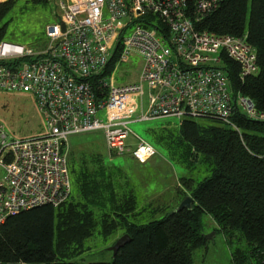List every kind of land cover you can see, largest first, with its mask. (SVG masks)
I'll list each match as a JSON object with an SVG mask.
<instances>
[{
	"label": "built area",
	"instance_id": "2783aa9c",
	"mask_svg": "<svg viewBox=\"0 0 264 264\" xmlns=\"http://www.w3.org/2000/svg\"><path fill=\"white\" fill-rule=\"evenodd\" d=\"M220 2L59 0L57 24L46 29L42 50L0 44V92L31 94L46 129L41 138L11 140L0 127V226L20 212L69 199L62 147L72 137L101 133L109 152L145 164L156 151L138 138L129 150L131 122L209 119L239 136L234 116L264 123V112L235 92L222 70L227 58L238 66L241 83L258 73L247 35L195 28ZM131 54L143 61L139 82L115 87L107 74ZM144 85L148 108L133 119Z\"/></svg>",
	"mask_w": 264,
	"mask_h": 264
},
{
	"label": "trees",
	"instance_id": "16d2710c",
	"mask_svg": "<svg viewBox=\"0 0 264 264\" xmlns=\"http://www.w3.org/2000/svg\"><path fill=\"white\" fill-rule=\"evenodd\" d=\"M14 1L0 2V44L6 29L2 21ZM195 28L216 36L247 35L258 73L241 83L238 66L227 58L222 70L234 91L264 112V0H221L219 8ZM233 121L240 136L222 125H199L190 119L175 124L177 142L171 158L199 176V180L179 179L183 187L179 203L192 199L190 211L173 213V208L159 221L131 224L128 218L139 214L135 191L126 188L122 193L102 169L100 175L92 174L71 163L74 181L64 204L20 212L0 226V264H73L70 261L83 253L94 234L108 239L120 228L130 241L111 263L100 264H193L194 252L207 243L202 234L204 216L213 221L226 243L242 245L230 254L231 264H264V123L241 115Z\"/></svg>",
	"mask_w": 264,
	"mask_h": 264
},
{
	"label": "rangeland",
	"instance_id": "374dc122",
	"mask_svg": "<svg viewBox=\"0 0 264 264\" xmlns=\"http://www.w3.org/2000/svg\"><path fill=\"white\" fill-rule=\"evenodd\" d=\"M58 1L42 4L31 0H15L12 9L2 21V24H6L2 43L42 50L47 45L46 29L57 24ZM152 24L159 25L157 17L152 18ZM116 66H113L111 72L107 74V78L109 74L112 77L115 87L139 82L143 67L141 57L131 54L125 61H117ZM148 98L149 91L144 85L142 97L136 99L138 108L133 119L147 111ZM97 118H102V112L98 113ZM193 121L199 125H221L212 120L193 119ZM176 123L177 121L172 119H161L129 124L131 135L126 141L129 150L133 151L136 148V138H138L156 151V156L145 164L135 162L128 155L116 156L109 152L101 133L70 138L66 148L62 147V150H66L67 153L69 181L71 183L74 181L72 175L74 166L85 167L92 174L98 171V175L102 169L116 189H122V193H126V188H132L135 191L139 214L134 218L129 217V223L139 226L159 221L165 211L177 208L180 204V191H183V187L179 179L194 177L199 180L197 171H187L171 158V153L175 151V142H177L174 137ZM0 127L11 140L36 139L46 134L43 119L35 107L34 97L27 93L0 92ZM100 165L104 168H100ZM73 194H75L74 183ZM158 210L162 213L154 215L153 211ZM201 222L202 234L209 239L205 246L194 252L193 264H231L230 254L242 245L235 241L232 245L226 243L224 237L215 231L210 219L206 216ZM124 233L125 229L120 228L108 239L94 234L86 241L83 253L70 262L73 264L111 263L113 255L108 252V249L124 236Z\"/></svg>",
	"mask_w": 264,
	"mask_h": 264
},
{
	"label": "water",
	"instance_id": "95a60500",
	"mask_svg": "<svg viewBox=\"0 0 264 264\" xmlns=\"http://www.w3.org/2000/svg\"><path fill=\"white\" fill-rule=\"evenodd\" d=\"M62 31H64V27H62ZM192 199L189 197H186L178 207L173 211V213L181 212L183 210L190 211L192 208ZM130 241V238L127 235L122 236L120 239H118L115 244L108 249V252H111L113 257L119 252L120 249H122L128 242Z\"/></svg>",
	"mask_w": 264,
	"mask_h": 264
},
{
	"label": "crops",
	"instance_id": "0c3cea01",
	"mask_svg": "<svg viewBox=\"0 0 264 264\" xmlns=\"http://www.w3.org/2000/svg\"><path fill=\"white\" fill-rule=\"evenodd\" d=\"M3 1H5V0H0V2H3ZM52 1H56V0H52ZM207 217V216H206ZM208 219H210L209 217H207ZM210 221H211V226L215 229V231L217 230V227H216V225L213 223V221L210 219ZM206 237V236H205ZM207 239H209L208 237H207Z\"/></svg>",
	"mask_w": 264,
	"mask_h": 264
}]
</instances>
